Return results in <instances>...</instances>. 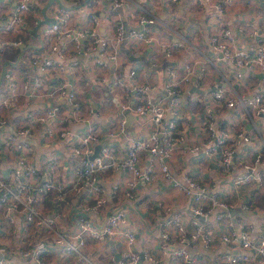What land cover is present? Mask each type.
Segmentation results:
<instances>
[{
	"label": "crops",
	"instance_id": "1",
	"mask_svg": "<svg viewBox=\"0 0 264 264\" xmlns=\"http://www.w3.org/2000/svg\"><path fill=\"white\" fill-rule=\"evenodd\" d=\"M217 1L201 5L199 0H127L123 6L116 8L111 0H35L34 6L27 12L28 25L22 32L0 31V48L4 49L0 52V95L11 90L4 77L7 69L13 72L20 85L17 94L10 98V106L3 102L0 104V116L5 120L0 127V177L10 183L13 180L12 168L18 159L17 154L5 145V138L25 126H31L32 134L27 141L28 147L21 155L40 167L42 174L45 173L47 160L54 155L63 163L62 179L66 180L79 160L72 147L92 128L100 135L94 153L99 147L101 153L103 146L111 144L118 154L123 155L127 137H140L155 128L150 114L139 115L134 109L138 104L137 87L147 83L153 86L150 92L153 100L162 98L166 101L167 86L172 81L169 68L176 69V77H181L190 64L194 67L190 80L181 81L176 86L177 101L173 106V111L179 116L177 127L184 140L175 147L169 163L172 169H186L199 180L215 177L217 189L234 203L232 215L264 225L263 190L251 183L240 187H235L233 183L234 177L243 171V164L252 161L258 153L262 154L264 164V116L243 113L238 105L228 107L224 101L213 97L218 89H224L226 97L237 100L255 94L264 87V73L258 64H254L251 69L241 68L242 76H238V69L231 66L221 51L215 50L210 43L213 34L222 28H229L233 34L232 43L256 56L258 36L253 30L259 33L264 30V0H232L220 17L213 12ZM17 2L0 0V19L10 15ZM60 9L64 21L62 26L74 30L86 27L91 14L95 13L99 17L97 32L107 37L115 35L120 22L130 28L138 15L150 14L155 19L148 25L153 40L146 42L137 37H127L119 46L117 61L107 65L96 62L86 42H81V52L77 53V44L67 41L66 52L70 55L77 53L79 65H71L59 76L47 80L49 90H46L53 96L46 95L45 88L32 91L30 86L24 90L23 83H31L35 74L29 53L43 51L54 40L45 36L44 30L54 22ZM181 38L185 39L181 50L172 58H166L160 43H173ZM203 62L206 67L201 69ZM132 70L136 73L131 74ZM62 84L67 90H76L82 103H93L95 112L79 117L67 96L61 95ZM125 96L129 98L130 107L123 108L121 103H124ZM54 104L58 105V111L52 116L47 115L46 111ZM124 117L126 134L111 138L108 130ZM210 119L218 128V134L225 135L228 143L234 140L240 129L251 134L250 142L235 149L229 168L222 167L219 153L207 156L201 148L191 150L205 141L206 124ZM62 128L70 130L67 137L56 136ZM146 161L145 156L141 165ZM130 178L131 174L126 170L107 168L103 171L102 185L117 184L122 191L108 204L89 211L90 219L100 229L109 215L116 211H124L126 218L113 234L100 240L90 238L85 252L98 264H112V257L119 260L126 251L136 252L141 257L144 253L154 254L160 257V264H169L172 250L183 247V244L166 245L162 236L163 223L167 217L178 213L188 233H192L196 230V217L192 211L196 203L166 182L160 173L151 183L140 181L132 195H128L126 191ZM56 195V191L47 195V207ZM4 196L5 193L0 192V241L8 258L16 264H39L23 257L20 249L45 242L50 246L49 251L41 256L45 264H83L74 254L64 255L54 243L52 233L42 228L33 230V225H29L23 215H19L13 224L9 222L3 213ZM88 201L89 197L85 195L82 206ZM247 203L255 205L256 210H246L244 205ZM78 204L76 201L69 202L62 219L57 220L63 230L72 232L77 228V216L84 213V208L80 209ZM215 222L214 216L207 219L208 229L211 228L216 239L214 249L204 247L200 238L191 248L195 253L193 256L197 254L204 264H216V251L229 248L227 244L219 243L220 227ZM127 231L134 233L132 243L124 235Z\"/></svg>",
	"mask_w": 264,
	"mask_h": 264
},
{
	"label": "built area",
	"instance_id": "2",
	"mask_svg": "<svg viewBox=\"0 0 264 264\" xmlns=\"http://www.w3.org/2000/svg\"><path fill=\"white\" fill-rule=\"evenodd\" d=\"M114 7L118 8L125 4L127 0H111ZM173 2L179 0H171ZM201 5L211 3L212 0H199ZM35 0H18L10 15L0 19V31L22 32L28 25L27 12L34 6ZM232 4V0H218L213 5V12L218 17L222 16L227 7ZM55 14V21L47 26L44 35L53 37L49 47L43 51L31 52L30 63L35 70L32 81L23 83L24 90L32 86V91L47 89V80L59 76L69 66H78L77 53L81 52L80 44L87 43L89 50L94 53L95 60L100 65H107L115 62L119 55V46L127 37H137L151 42L153 37L149 34L148 25L155 22L154 16L150 14H140L135 18L132 27H127L126 23L120 22L113 37H107L97 32L96 25L99 17L91 14L89 24L79 30L62 26L63 15ZM38 22L37 20L35 21ZM258 36L257 54L252 56L248 50L239 49L232 43L233 34L231 29L222 28L210 37L211 46L221 51L225 60L238 69V76H242L241 68L251 69L254 64H258L264 73V30L260 33L253 30ZM67 41H74L77 44V53L70 55L66 52ZM185 39L181 38L176 42H161L160 47L166 58H172L178 50H181ZM4 49L0 48V52ZM206 67V63L201 64V69ZM194 70L192 65H187L184 74L177 76V71L173 67L169 68L172 77L171 83L167 86V98L153 100L151 90L153 86L143 83L137 87L138 104L134 107L139 115L150 114L154 121L155 128L146 135L140 137H127L126 151L120 155L111 144L105 145L98 156L92 157L95 146L100 141L99 131L90 129L83 134L79 141L72 147L73 152L78 155L79 160L76 167L71 171L66 180L62 179L63 163L56 156H51L45 165V173H41V168L29 160L21 153L28 147V139L32 134L31 126L20 128L16 133H9L5 138V145L9 146L12 152L17 154V163L12 168L13 180L0 177V192H4L3 197L4 216L12 224L19 215H23L29 225H33V230L42 228L52 233L54 243L58 245L64 255H76L83 264H98L93 261L85 252V248L90 238L100 240L106 235L115 232L119 223L125 221L124 211H116L109 215L103 228L93 225L90 214L91 210H98L102 204H108L111 199L117 198L122 191L117 184L103 186V171L107 168L113 170H126L131 174L128 181V195H132L140 181L151 183L156 179L158 173L171 186L180 191L184 196L192 198L196 205L192 211L195 218L196 230L188 233L185 223L178 213L167 217L162 227V236L167 246L182 243L183 247H176L172 250L169 264H204L199 256H193V245L200 238L204 247L214 249L216 244L215 236L211 228L208 229L207 219L214 216L215 223L220 227L219 243L227 244L229 248L218 249L216 251V264H264V225L259 226L253 221H246L241 216L231 214L234 203L230 197L222 194L216 187V178L199 180L186 169H172L169 158L172 156L175 147L183 140L184 136L178 130L179 116L173 111V106L177 101L176 86L181 81H189ZM136 71L132 70L131 74ZM4 77L11 86L10 93L0 95V104L10 106V98L14 97L20 85L17 83L13 72L7 69ZM49 90V89H47ZM46 90V95L53 96L52 92ZM61 95H66L73 104L74 110L79 117L92 115L95 112L93 103L84 104L77 97V91L67 90L66 85L61 86ZM217 101H224L228 107L238 105L243 113L264 116V87L261 91L245 95L240 99L226 97L224 89H218L213 94ZM123 108L130 107L129 98L124 97ZM210 101V100H209ZM216 105V104H215ZM57 104L51 106L47 115L52 116L58 111ZM174 113V114H173ZM211 120V119H210ZM4 118L0 116V127L4 125ZM126 118H121L110 130L108 135L116 138L126 134ZM207 135L200 147L195 146L191 150L201 148L203 154L210 156L216 153L220 155L222 167L229 168L235 149L244 143L251 141V134L240 129L236 132L231 143L226 142L218 134V128L211 120L206 124ZM69 129H61L56 136L67 137ZM146 163L142 164L145 159ZM233 183L235 187L245 184H254L263 190L264 194V164L262 154L243 164V171L238 173ZM56 191L57 195L51 200L50 207L46 206L47 195ZM88 195L89 201L82 206V199ZM78 202L79 208H84V213L77 216L78 226L75 231L63 230L57 223L61 220L69 202ZM246 210L254 212L257 207L252 203L244 205ZM168 211L170 207H166ZM264 210V196H263ZM125 237L130 243L135 239L132 231H127ZM50 249L48 243H41L29 248L20 249L23 257H28L36 263L45 264L41 256ZM234 249V250H233ZM112 264H160V257L144 253V257L136 252L126 251L119 260L115 257L110 259ZM0 264H16L6 255L2 242L0 241Z\"/></svg>",
	"mask_w": 264,
	"mask_h": 264
},
{
	"label": "water",
	"instance_id": "3",
	"mask_svg": "<svg viewBox=\"0 0 264 264\" xmlns=\"http://www.w3.org/2000/svg\"><path fill=\"white\" fill-rule=\"evenodd\" d=\"M54 21H55V19H53ZM52 20V21H53ZM46 22H48V23H52V22H50L49 20H46ZM36 32V31H35ZM5 72V71H4ZM199 90V89H198ZM128 112V111H127ZM99 149H100V147L96 150V152L93 154V156L92 157H94L95 155H98L99 154Z\"/></svg>",
	"mask_w": 264,
	"mask_h": 264
},
{
	"label": "rangeland",
	"instance_id": "4",
	"mask_svg": "<svg viewBox=\"0 0 264 264\" xmlns=\"http://www.w3.org/2000/svg\"><path fill=\"white\" fill-rule=\"evenodd\" d=\"M12 69V68H11ZM13 70V69H12Z\"/></svg>",
	"mask_w": 264,
	"mask_h": 264
}]
</instances>
